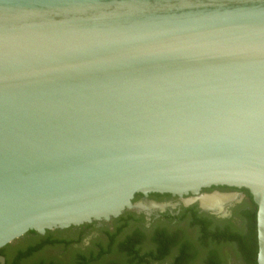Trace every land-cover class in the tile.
I'll list each match as a JSON object with an SVG mask.
<instances>
[{
	"label": "water",
	"instance_id": "water-1",
	"mask_svg": "<svg viewBox=\"0 0 264 264\" xmlns=\"http://www.w3.org/2000/svg\"><path fill=\"white\" fill-rule=\"evenodd\" d=\"M223 185L264 264V0H0V248Z\"/></svg>",
	"mask_w": 264,
	"mask_h": 264
},
{
	"label": "flooded vegetation",
	"instance_id": "flooded-vegetation-1",
	"mask_svg": "<svg viewBox=\"0 0 264 264\" xmlns=\"http://www.w3.org/2000/svg\"><path fill=\"white\" fill-rule=\"evenodd\" d=\"M213 194L228 201L202 206L199 196ZM132 202L109 220L29 231L5 246L0 264H248L257 206L246 189L211 186L183 197L136 193Z\"/></svg>",
	"mask_w": 264,
	"mask_h": 264
},
{
	"label": "trees",
	"instance_id": "trees-1",
	"mask_svg": "<svg viewBox=\"0 0 264 264\" xmlns=\"http://www.w3.org/2000/svg\"><path fill=\"white\" fill-rule=\"evenodd\" d=\"M252 219V227H251V244H250V253L247 255V263L248 264H257V241H256V225H255V217ZM5 246L0 248V254H4ZM28 253L24 254L26 256ZM20 257V256H19ZM21 258V257H20ZM16 262H19V258L16 259Z\"/></svg>",
	"mask_w": 264,
	"mask_h": 264
},
{
	"label": "bare ground",
	"instance_id": "bare-ground-1",
	"mask_svg": "<svg viewBox=\"0 0 264 264\" xmlns=\"http://www.w3.org/2000/svg\"><path fill=\"white\" fill-rule=\"evenodd\" d=\"M227 198L228 197L220 196V195H216V194L209 195V196L208 195L199 196V200L201 202V205L205 206V207H216V206L218 207L219 205H221V203L225 202V200H227ZM187 200H189V199H187ZM190 200H191V198H190Z\"/></svg>",
	"mask_w": 264,
	"mask_h": 264
}]
</instances>
